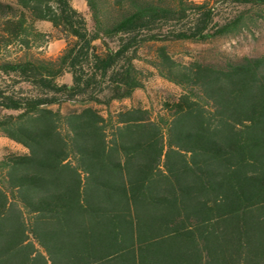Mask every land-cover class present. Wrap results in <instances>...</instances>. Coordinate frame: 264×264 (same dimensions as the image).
<instances>
[{"label": "trees", "instance_id": "1", "mask_svg": "<svg viewBox=\"0 0 264 264\" xmlns=\"http://www.w3.org/2000/svg\"><path fill=\"white\" fill-rule=\"evenodd\" d=\"M16 1L0 0V75L19 87L0 83V134L27 152L0 155V264H264V54L166 43L234 35L244 14L210 28L209 0H85L88 26L70 0ZM43 21L66 40L55 58ZM155 72L180 94L151 98ZM138 89L151 107L114 106Z\"/></svg>", "mask_w": 264, "mask_h": 264}, {"label": "rangeland", "instance_id": "2", "mask_svg": "<svg viewBox=\"0 0 264 264\" xmlns=\"http://www.w3.org/2000/svg\"><path fill=\"white\" fill-rule=\"evenodd\" d=\"M4 2L15 4L16 0H1ZM196 3H203L204 0H192ZM71 5L77 9L85 18L88 26L91 25L90 12L85 0H70ZM210 7H213L212 22L209 27L218 24H224L230 21L239 14H244L241 24V30L234 34L224 37H218L207 41L198 40H178L166 42L172 54L183 60L191 59H211L222 56L241 57L245 55L255 56L264 54V0H209ZM192 21V20H191ZM184 22L178 27L184 29L194 28L192 22ZM39 28L49 33V42L42 50V55L48 58H55L59 55L66 46V40L53 28L48 21L39 23ZM40 53V52H36ZM140 65H142L140 63ZM72 77L66 74L62 77L61 82H71ZM0 83L6 87H12L17 90L19 87L16 81L9 78H3L0 75ZM13 85V86H12ZM17 85V86H16ZM151 93V98L175 97L180 94L181 88L161 77L157 72L150 78L147 83ZM23 91H28V87L22 86ZM150 96L142 89L135 91L132 98L124 99L123 101H114V106L120 104L132 106L141 105L151 107ZM66 105V104H65ZM98 108L103 109L104 106L98 105ZM7 151L18 153L27 152V149L0 134V155Z\"/></svg>", "mask_w": 264, "mask_h": 264}]
</instances>
